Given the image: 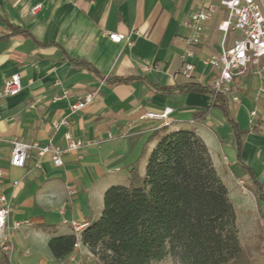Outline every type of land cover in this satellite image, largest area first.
Instances as JSON below:
<instances>
[{
    "label": "crops",
    "instance_id": "crops-1",
    "mask_svg": "<svg viewBox=\"0 0 264 264\" xmlns=\"http://www.w3.org/2000/svg\"><path fill=\"white\" fill-rule=\"evenodd\" d=\"M203 2L0 0V90L13 74L19 75L22 86L14 95H0V194L9 202L8 226L21 222L18 228H8V249H2L10 264H62L70 255L79 264H90V252L79 240L65 258L55 259L49 238L74 233L72 221L87 224L96 219L105 190L127 182V172L147 142L139 159L143 173L162 128L193 129L233 204L228 182L242 179L257 209L252 179L259 181L264 194V57L234 78L236 101L222 94L233 128L212 106L213 94L203 91L211 90L215 79L203 60L219 52L223 7L204 23L192 55L182 58L189 34L185 22ZM35 4L40 8L33 13ZM134 30L139 35H132V46L114 43L106 35ZM238 36L230 32L227 43ZM185 61L193 64L190 76L183 74ZM121 78L127 80L113 82ZM87 94H92L90 102L72 111ZM165 108L171 111L160 117ZM63 119L68 127H54ZM67 130L83 146L63 153L61 166L46 155L36 167L35 150L22 167L9 164L13 139L63 148ZM41 223L54 230L39 228Z\"/></svg>",
    "mask_w": 264,
    "mask_h": 264
},
{
    "label": "trees",
    "instance_id": "trees-1",
    "mask_svg": "<svg viewBox=\"0 0 264 264\" xmlns=\"http://www.w3.org/2000/svg\"><path fill=\"white\" fill-rule=\"evenodd\" d=\"M203 91L213 94L212 89ZM212 106L235 127L221 93L213 95ZM161 132L143 173L139 159L146 153L147 142L128 170L127 182L105 190L96 219L78 235L49 238L47 246L55 259L65 258L79 240L93 256L90 264H154L167 256L177 264H257L252 251L260 253L264 241V194L259 181L252 179L259 212L257 241L244 245L229 190L203 141L190 128H162ZM38 227L54 230L46 223ZM0 264H10L1 247Z\"/></svg>",
    "mask_w": 264,
    "mask_h": 264
},
{
    "label": "built area",
    "instance_id": "built-area-1",
    "mask_svg": "<svg viewBox=\"0 0 264 264\" xmlns=\"http://www.w3.org/2000/svg\"><path fill=\"white\" fill-rule=\"evenodd\" d=\"M218 6L225 10L224 18L219 22L218 29L222 32V41L219 52L203 60L204 64L210 66L215 72L212 90L213 95L216 93L229 94L232 100L236 101L237 96L233 93L232 83L235 77L241 75L249 65H258L262 57H264V0H219L218 4L204 0L201 9L192 12L185 22L189 29V34L185 39L187 49L182 58L192 55V47L200 43L203 25L210 20ZM40 8V4L32 7V12H36ZM237 32L239 36L231 43H227L228 34ZM108 38L114 43H123L132 46L134 40L132 35L138 36L139 31L134 30L129 34H120L117 32H106ZM193 64L184 62L183 74L190 76L193 71ZM21 82L18 74L11 75L5 80L0 90V95H14L21 90ZM92 94H87L82 101H77L71 106V110L75 111L84 104L90 102ZM171 108H165L160 117H165ZM148 116L153 117L154 114L149 113ZM54 127L64 125L68 127L67 122L63 119L54 122ZM66 141L65 147L61 148L48 143L39 147L37 143H25L13 139L9 154V164L15 167H22L25 159L31 150H35L38 160L36 167H40V160L49 155L55 166H61L62 154L66 152L78 151L83 146V141L74 138L69 130L64 133ZM2 170L0 169V176ZM242 182V180H240ZM17 182L14 181L13 184ZM10 213L9 202L5 195L0 194V247L4 250L8 249L6 241L8 239V228H18L21 222L13 221L8 226V218ZM72 229L76 235L85 227L84 223L71 222ZM62 264H79L75 255H70L67 262Z\"/></svg>",
    "mask_w": 264,
    "mask_h": 264
},
{
    "label": "rangeland",
    "instance_id": "rangeland-1",
    "mask_svg": "<svg viewBox=\"0 0 264 264\" xmlns=\"http://www.w3.org/2000/svg\"><path fill=\"white\" fill-rule=\"evenodd\" d=\"M240 180L242 179H235L234 181L228 182V184H230V190L233 191L234 206L236 208V226L239 231V239L241 240V243L244 245H253L257 241L254 236H256L259 232V213L256 209L253 195L249 191L250 188L245 186L243 180L242 182H240ZM260 244V253L252 251V257L255 258L257 264H264L263 241L260 242ZM90 258H93L91 253ZM154 264L177 263L173 260V258L167 256L164 260Z\"/></svg>",
    "mask_w": 264,
    "mask_h": 264
},
{
    "label": "water",
    "instance_id": "water-1",
    "mask_svg": "<svg viewBox=\"0 0 264 264\" xmlns=\"http://www.w3.org/2000/svg\"><path fill=\"white\" fill-rule=\"evenodd\" d=\"M264 178V175L262 176V178L261 179H263Z\"/></svg>",
    "mask_w": 264,
    "mask_h": 264
}]
</instances>
